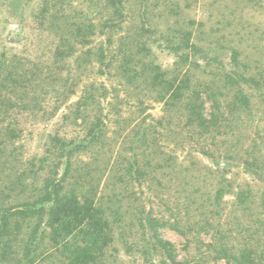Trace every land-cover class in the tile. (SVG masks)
I'll use <instances>...</instances> for the list:
<instances>
[{
	"label": "rangeland",
	"instance_id": "1",
	"mask_svg": "<svg viewBox=\"0 0 264 264\" xmlns=\"http://www.w3.org/2000/svg\"><path fill=\"white\" fill-rule=\"evenodd\" d=\"M105 2L0 0V61L28 64L43 84L36 112L16 118L17 138L0 134L17 168L33 172L9 204L33 202L53 174L66 175L61 196L91 209L66 217L68 237L54 245L67 247L52 264H71L74 248L93 264V203L113 229L106 264H236L226 258L264 252V0ZM113 17L120 28L98 35ZM59 45L65 56L56 63ZM227 74L261 76L242 81L249 107L230 105ZM202 83L221 88V107L206 100ZM186 86L200 94L190 97ZM98 122L104 142L93 149ZM89 141L68 155L73 143ZM52 241L48 231L44 244Z\"/></svg>",
	"mask_w": 264,
	"mask_h": 264
},
{
	"label": "trees",
	"instance_id": "2",
	"mask_svg": "<svg viewBox=\"0 0 264 264\" xmlns=\"http://www.w3.org/2000/svg\"><path fill=\"white\" fill-rule=\"evenodd\" d=\"M120 1L121 0H106L113 8H116ZM120 23L121 22L115 20L114 17L110 19L107 18L101 25H98V29H103L98 31V35L106 34V31L110 28H120ZM93 37H95V34H93ZM61 48L62 47L59 45L55 50L54 57H56V63H59L65 56L63 53L61 55ZM100 52L101 53L98 55L102 61H104L107 56L103 49ZM18 64L19 63L6 65L0 61V125H2L0 134H2V136H8V139L6 138L8 142H13L17 138L15 134L19 129L18 127H22V124L18 123L16 118L20 116L23 119L28 113L32 111L36 112L40 106V96H38L37 90L43 87V84H41L42 86L37 84V77H34L35 72H30L28 64ZM43 64L44 61H41L38 62L36 66H42ZM229 75L231 74L222 77L224 80L222 89L228 91L226 96H230L231 94L232 101L230 105L236 109H245V106L249 107L250 99L243 90L242 81L255 84L261 76L257 75V78L255 76L251 79H247L244 78L245 76L242 74H238V76L236 74L233 76ZM198 86L204 87L202 92L205 93L207 101L212 100L217 107H221V104L217 100L220 95H223L221 94V88H216V86L211 87L206 83L198 84ZM186 87L193 91L192 96H187L193 98V95L200 94L197 87L194 89H192V86ZM157 101L160 102L162 100ZM202 102L205 104L204 101ZM7 109L15 110L11 113V117L9 116L10 114L7 115L5 113ZM186 111L192 115L193 123H202L191 108L187 106ZM202 111L203 108L200 106L198 109L199 116L201 119H205ZM214 118L215 115L212 114L211 119L213 120ZM205 124L207 125L204 126L203 122L202 127L207 129V126H210V122L205 121ZM209 129H207V132H209ZM92 133L93 137L91 140L93 139V149H96V147L104 142V140H101L103 133L100 130V122L93 123ZM58 142L60 141H56L55 144ZM65 144L66 143L60 146L62 151L65 149ZM0 145L4 147L8 146L6 150L0 149V186H7V188H3V192H5L6 195H1L0 197V264H41L44 260L52 264L50 260L67 247L59 242L54 245L56 238H60L61 235L69 231V229L65 227L67 225L65 222L66 217L71 214L76 216L79 212L91 214V209L89 207L85 208L80 206L78 202L82 200L80 197L71 195L69 198H65L61 196L60 192L64 190V186H66V175L53 179V174L51 177L47 176L43 179L41 194L36 195L33 202L11 206L9 204L10 194L14 192V188L21 183L26 175L33 172L27 169L21 171L17 168L15 165L16 161L12 158L13 153L8 151L12 146L11 143L0 142ZM91 145L92 143L90 141L87 144L73 143L70 146L71 150L68 155L73 154L76 150L81 148L86 149ZM247 163H251L250 159H247ZM41 169L42 167H39L36 172ZM69 170H71V166H69ZM129 173L132 174L133 170L131 169ZM98 214L103 215L104 213L98 211L95 203H93V264H106V246L114 239V236H109V234H114L113 229L105 226L103 221L99 219ZM260 214L264 215V211H260ZM155 221L154 219L148 221L152 224L148 226L151 230H154V226L158 224V221ZM87 225L88 224H86V226ZM48 231H50L53 237L51 245L44 244ZM87 236L90 237L89 233ZM257 241L259 240H255V247L259 249L260 246ZM72 242H75L74 238ZM67 244L71 243L67 242ZM87 244H89V242H87ZM78 251L79 248L71 250V255L75 256V258H73V260L71 259L69 262H71V264H89L88 260L81 262L76 259L79 257ZM253 251L254 252L251 253L242 251L241 255L236 258L227 257L226 262H235L236 264H264V252L260 251V253L257 254L255 250ZM160 264L181 263L175 260H164L161 261Z\"/></svg>",
	"mask_w": 264,
	"mask_h": 264
}]
</instances>
